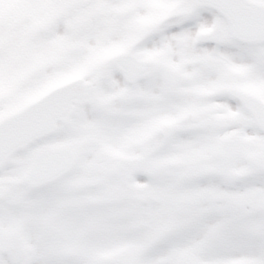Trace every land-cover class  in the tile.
<instances>
[{"label":"snow or ice","instance_id":"1","mask_svg":"<svg viewBox=\"0 0 264 264\" xmlns=\"http://www.w3.org/2000/svg\"><path fill=\"white\" fill-rule=\"evenodd\" d=\"M0 264H264V0H0Z\"/></svg>","mask_w":264,"mask_h":264}]
</instances>
